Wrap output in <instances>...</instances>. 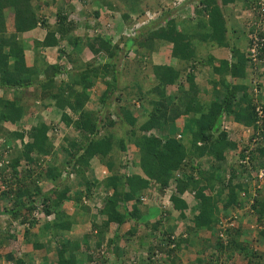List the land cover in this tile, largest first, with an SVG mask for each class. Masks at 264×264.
I'll use <instances>...</instances> for the list:
<instances>
[{"label": "trees", "instance_id": "16d2710c", "mask_svg": "<svg viewBox=\"0 0 264 264\" xmlns=\"http://www.w3.org/2000/svg\"><path fill=\"white\" fill-rule=\"evenodd\" d=\"M77 1L81 5L79 10H75L69 0H59L63 8L57 9L49 23L39 11L54 0H0V137L9 142L19 141L18 146H9L11 150L6 155V163L3 170L0 169L1 183L7 185L6 181L15 178L16 187L19 185L13 191L8 188L0 192V198H10L8 193H13L11 206L0 211L6 216L0 220V241H14L13 233H9L12 221H26L29 227L36 224V220L28 218L23 210L31 212L35 201H38L43 213L53 218L41 223L43 226L35 236L24 235L36 256L45 257V244L54 243L57 245L55 264H82L90 260L91 253L85 256L86 261H82L78 258L79 249L92 252L103 245L113 251L115 261L124 258L154 264L159 260L155 257L157 253L162 254L163 259L178 247L182 239L172 237L171 225L167 229L162 228L159 215L152 221L146 220L157 212H147L145 201L140 199L151 183H155L160 192L172 187L169 200L174 208L180 210L185 208V202L174 193H193L198 202V212L193 217V229L190 227L189 233L194 234L198 228L211 229L218 221L217 203L223 189L227 190L221 204L223 210L239 204L240 184H231L237 174L240 177L242 172L264 168V117L260 126L256 124L258 117L253 105L256 99L245 92V85L232 82L234 78L243 77L246 58L235 46L229 47L233 61L215 59L208 54L193 55V43L203 44L204 48L209 45L228 46L224 36L225 10L220 4L240 1L248 8L257 0H194L193 3V0H185V3H192L193 13L189 16L195 17L194 21L189 18L179 20L180 16L176 15L178 5L164 6L165 1L160 0L154 1L155 7L147 3L148 0ZM147 9L158 13L155 19L139 26L133 36L121 34L125 25L134 24L135 17L143 16ZM105 10L110 14L117 13L123 23L113 33L100 35L95 32L84 39L76 34L79 22L80 28L87 31L99 27L97 18H101ZM73 12L75 16L81 14L85 21L76 20L71 16ZM8 16L11 17V30L6 29ZM87 19H93L94 23L88 24ZM37 26L45 31L41 40H32L34 58L27 66L21 34ZM114 33L117 39L112 42ZM161 41L171 43L169 56L174 63L151 62L150 54ZM61 43L64 44L62 47ZM64 46L69 47L68 51ZM47 47H57L54 63H47L38 53L39 48ZM84 49L92 55L90 59H85ZM263 53L264 48L260 49V54ZM37 57H40L39 61ZM197 64L208 65L217 74L231 76L229 82L223 77L215 82L221 85V95L215 94L208 100L197 96L193 74L186 70ZM182 75L186 88L181 85ZM97 80L101 92L95 99L100 108L89 109L85 103ZM172 85L177 89L169 96L166 88ZM30 87L32 101H23L22 95L18 96L16 91L22 93ZM135 102L139 110H136ZM50 103L56 108L59 119L65 125H71L79 136V139L65 138L66 145L61 152L68 157L64 161L55 158L48 136L49 123L39 119L27 130L12 131L2 126L4 122H19L30 105L34 109ZM261 108L264 112V103ZM177 119L182 126L178 137L173 125ZM226 121L243 125L238 130L230 129L232 133H241L243 127H249L252 130L250 138L258 128V141L253 146L236 144L234 138L228 137L221 128ZM226 152H231L237 159L247 156V161L240 165L236 162L233 164L235 167L226 166L229 176L223 183ZM121 155L131 159V166L139 169L141 174L134 171L123 173L124 165L116 166L117 157ZM202 157L211 159L209 170L200 169L199 159ZM100 165L105 166L109 174L87 182L85 172ZM65 166L69 167L67 175L73 172L76 179L84 184L83 190L72 197L67 195L68 183L61 178L60 171ZM46 183L51 187L45 188ZM95 187L101 196V204L91 215L90 206L85 204L82 196L89 199L90 189ZM67 199L76 204L70 213L60 210L62 202ZM249 208L255 214L256 222L262 224L256 241L264 242V174L261 189L256 190ZM83 223H88L83 239H80L81 234L80 237L69 235L74 224ZM125 223L129 228L119 235V226ZM112 225L115 230L110 236H105ZM232 229V233L231 228L227 230L230 234L227 247L218 240L214 243L217 252L225 257L231 253L239 254L247 264H263V254L240 240L241 227L237 225L234 229L232 226ZM4 231H7V236L1 233ZM171 243H174L173 248H170ZM26 256L28 254L23 253L14 259V252L8 251L2 257L13 260L15 264H28ZM211 258L214 259L212 252ZM200 262L202 259L196 257L194 264Z\"/></svg>", "mask_w": 264, "mask_h": 264}, {"label": "rangeland", "instance_id": "374dc122", "mask_svg": "<svg viewBox=\"0 0 264 264\" xmlns=\"http://www.w3.org/2000/svg\"><path fill=\"white\" fill-rule=\"evenodd\" d=\"M54 1L55 2H50V4H48V6L47 5L46 6H42L40 11H39L41 15L49 16L50 20L54 19L55 13H56L58 8H63V5L61 4V2H59V0H54ZM154 1L155 0H148L147 3H150L153 7H155L156 3ZM160 1L161 2L165 1L164 6H170V4H173L172 2L170 3V1H167V0H160ZM166 1H167V3H166ZM69 3H70V1H69ZM76 6H77V10H79L81 8L80 7L81 5L79 3H77ZM181 7L183 8L184 4L181 5ZM91 8L95 9L94 6H92ZM45 10H46V12H45ZM74 12H73V14L71 16H75ZM152 12H155V11H151L150 9H147L145 11V13L143 14V16L138 17V18L135 17L134 22L136 23V22H139V21H144V23H142V24H145L149 20H152L150 17L148 18V16H146V14L147 13L151 14ZM101 14H103V16H101V18H99L100 19V21H98L99 27H97L94 30H92V29L90 30L89 29L88 31L86 29L84 30L83 28H78L76 30V34L78 36H80L81 38H83V39L86 36L87 37H91L92 34H94L95 32L96 33H100V35L101 34H109L111 32L113 33L116 28L120 27L123 24V23H121L119 15L117 13L110 14L108 11L105 10L104 12L102 11ZM155 18H156V16L153 17V19H155ZM10 19H11V17L8 16L7 20H6V23H8L9 26L11 25ZM75 19L79 20V21L81 20V22H83V20L85 21L84 17H82L81 14H79L78 16L76 15ZM88 20L89 19H87V23L88 24L91 25L92 23H94V21H92L90 23V20L89 21ZM125 26L129 27L128 25H125ZM241 28H242V26L240 27V29ZM114 34H115V36L111 37V38H113L112 42H115L116 39H117L116 33H114ZM82 42L84 43L83 40H82ZM196 46H198V45H196ZM65 49L68 51L69 47H66ZM194 50H195V52L193 51V55L197 56V55L200 54L201 48L194 47ZM85 51H86V49L83 50V53ZM128 54L130 56H132V53L128 52ZM85 56H86V58H85L86 60L91 58V54H89V53H87V55H85ZM132 58L133 57H131L130 60ZM63 59H64V57H63ZM100 89H101V85L99 87L95 86V92H94L95 94H94V96L92 97L91 100L88 99V101L85 103V106L87 108H89V109H94L96 107L100 108V103H97V101L95 99V97L100 94L99 93ZM133 103H134V101H133ZM136 104H138V103L135 102V108H136V110L137 109L139 110V108L136 106ZM47 119L50 122H53L55 117H51V118L47 117ZM228 125L229 124L225 125V126H227L226 129L223 128V130L226 132L227 136L229 137L230 135H232V137L235 139V141H236V143L238 145L239 144H244L246 139L243 137L242 133L238 132V134H236V133L230 132V128L231 127H229ZM61 129H62V131H61ZM64 131H66V132H64ZM61 132H62V134H65L66 137H58V139H55V136L60 134ZM53 135H54V140H53V138H52V140H51L50 137L49 138H50V141H51V143H52V145L54 147H56V146H58V144H60L59 147H57L58 151H61L62 148L60 149V147L66 145L65 138L68 139L70 137L69 139H72V138L79 139L78 133H76L72 129L69 131L68 129L57 128L56 131L53 132ZM234 135H236V136H234ZM17 142H18L17 144H19V141H17ZM62 142H64V143L62 144ZM130 148L132 149V147H130ZM231 152H227V155L229 156V159H228L227 162H229L230 164L232 163V165H233V164H236L237 158H235L236 157L235 155L234 156L231 155ZM60 156H61L60 158H62V160L64 161L65 157H63V155H61V154H60ZM117 158H118L117 159L118 161L116 163V166H118L120 164H123L124 165L123 173L130 174L131 172H133L134 167L131 166L132 165L131 161H130L131 159H129L126 156H123V155L118 156ZM227 162L225 161V169H226V171L224 172V175H223V183L227 182V179H228V176H229V170L226 167V166L229 165V164H227ZM210 163H211V161H206V162L204 161V162L201 163V166L203 168L208 166V168H209ZM233 166L235 167L236 165H233ZM68 169H69V167L65 166L60 171V173H61V178L62 179L65 178V180H66V182L68 183V186H69V191L67 192V195L72 197V196H75V194L78 191H82L83 190L84 184H83V181H79V179H76V176H75V174L73 172H70V174L67 175ZM102 169L103 168H100L99 171L102 170ZM105 171H106V174L108 175L109 171H108L107 168H106ZM100 175H102L101 171L96 173V174L89 175V176H87L88 178L85 177V179L87 180V182H90V181H93V180H95L97 178H102ZM241 176L239 177V174H237V176H235L234 179L231 181V184H232V182L234 184L235 183H239L240 184V188H241L240 195L243 197V199H242L243 201L241 200L242 202H240V203H243V205L241 204L242 207H240L239 206L240 203H239L238 205L230 206V207L226 208L225 210H223L220 206L223 203V201H224L223 199L224 198H221V200L217 203V205L219 206V208H218L219 209L218 210L219 211V221H221V222L224 221L227 224H229L231 222L232 226H234V229H235V227L237 225L240 224L239 226L242 227L241 229L243 231L247 230L248 232H244L245 239H243V240L247 243L249 248L256 249L258 252L262 253L263 254L262 260H263L264 259V242H257L256 241V237L258 236L257 232L260 229L261 225H259L256 222H254V218L252 217V215H254V214H252V211L249 210L250 204H251L254 196L256 195V190L261 189L259 187L260 186V181L258 180L256 175L252 171H250V173H248V172L247 173H243L242 172ZM14 181H15V178L10 179L7 182L9 185H5V186L0 181V187L4 186V189L2 191L7 190L8 188H11L12 191L15 190V188H17L19 185H17V187H16ZM153 186H156V185H153ZM147 189L144 190V193L148 192ZM168 189L172 190L173 188L169 187ZM97 190H98V188H96V187L90 189L91 196H90L89 199L85 198V195L82 196V199L85 201V204H89V206H90V214L91 215L95 214V211L97 210L96 206H100V204H101V196H99ZM12 191L8 193V197H13ZM226 192H227V190L223 189V191L221 193L222 197H224V195H226ZM211 194H214V191ZM186 199L189 201L188 198H186ZM145 201H146V198H145ZM150 201H154V202L157 201V203L159 205H161V202L164 201V198H162V195L160 193L153 192V195L149 199V202ZM11 203H12V198H0V211H2L4 208H9L11 206ZM35 203H36V205L34 204L35 205V207H34L35 209L34 210H36V212H38V209H39L40 205L38 204V201L37 202L35 201ZM194 203H196V202L193 199H191L190 206H191V204L193 205ZM75 205L76 204H75V202L73 200L67 199V200H64L62 202L60 210L65 212V213L66 212L70 213ZM23 212H24V214H26L27 217H29L30 212L28 213L26 210H23ZM2 214H4V213L0 214V220L4 219ZM240 215H243L241 220H236V217L238 219V217ZM165 217H166V214H162V213L159 214V218L161 220L160 222L162 223V228L167 229V227L171 225L172 226L171 233H172L173 236H176V235L179 236L178 233H182L183 234V232H185L184 236L188 238V241H185V239L182 238L184 236H182L181 239H184V241H182L178 245V247L176 249H174L173 256H172L173 257V261L170 262V263L167 262V263H164V264H190V262H192L194 264L196 257H199V258L202 259V262H200V264H247L246 260L242 256H240L239 254L231 253L230 256L225 257L223 254H221V252L220 253L217 252V249L214 246V243L216 242V240L222 242L225 245V247H227V241L230 238V234H229V232H227V230H229L228 227H226V229H225L226 233L223 234V236H221V237L219 236V232L221 231V228L218 227L217 224H215L210 229L211 230L210 232H198L197 234H195V236L192 235L191 238H190L191 234H188V233L186 234V231L184 229L185 226H188L186 224L187 220H184L181 217H176L174 220H177V221L181 222V223H178V225H177L176 223H174V220L170 221V220L166 219ZM232 217H233V219L231 220ZM35 218L37 220L36 224L33 227L27 229L28 230L27 236L30 234L28 237L35 236L36 233L43 226V225H41V223H43V224L45 223V219L39 221V216H36ZM80 218L83 219V215L82 214H81ZM179 219H181V221ZM243 219H246V221L244 223H241ZM238 222H239V224H237ZM83 224H78V225L74 224L72 226L71 230H70L69 235H71L72 237H80V234H81L82 236L80 237V239H83V232L87 229L86 226H88V225L85 226L86 223H83ZM123 228L124 229L120 228L118 230V232H119L118 234L119 235L122 234V232L125 230L126 226L124 225ZM114 230H115L114 225H112L111 227H109V231L106 232L105 236H109L108 232H111V231H114ZM139 231H141V228H140ZM232 231L233 230L231 229V233H232ZM243 231H242V233H243ZM241 234H240V236H241ZM25 240H21L22 242H19L18 244L11 242V244H12L11 245L12 252H14L16 258H18L19 254L20 255H22L23 253L28 254V257L26 256L28 258L27 259V263L28 264H33V262H30V261H32V258H34V256L32 257V255L35 254V253H33L30 250V248H29V243L30 242H26ZM205 240H207V242H205ZM240 240H242L241 237H240ZM150 241H151V244H153L152 243L153 242L152 239H150ZM45 246H47V251L46 252H49V251L54 252L52 254L53 255L52 256V260H53V262H55L56 261L55 255H56L57 245L56 244L53 245V244H50V243L47 242V244H45ZM50 247H52V248H50ZM2 248H3L2 251L3 250L5 252L8 251L6 249V247L2 246ZM211 252L213 253V257H214V259L211 258L212 260H210V253ZM87 254L88 253L85 252V251H82V249L78 250V258L81 259L82 261H84V257ZM50 259L51 258L48 257V256L44 257L42 263L51 264V260ZM140 264H143V262L140 261ZM263 264H264V261H263Z\"/></svg>", "mask_w": 264, "mask_h": 264}, {"label": "crops", "instance_id": "0c3cea01", "mask_svg": "<svg viewBox=\"0 0 264 264\" xmlns=\"http://www.w3.org/2000/svg\"><path fill=\"white\" fill-rule=\"evenodd\" d=\"M69 1H70V4L73 5L74 9L77 10V6L76 5L79 2L77 0H69ZM167 1H170V3L172 2V0H167ZM193 2H194V0L192 1V3ZM192 3L183 2L182 4L178 5V7H177L178 10H176V12H177L176 15L180 16L179 20L185 19V18H189L192 21L195 20V17L194 18H190L191 16H189V15H191L193 13V8L191 6ZM183 4H184V7L182 8L181 5H183ZM219 6L224 7V10H225V13H224V17H225V20H224L225 21V23H224L225 32L224 33H225V35L224 36H225V40L228 42V46L209 45L208 47L206 46V48H204L203 44L193 43V45L195 47L201 48L200 54H199L200 56H205V54H208L209 56H212L215 59L219 58V59H224V60H228V61H233L234 58H233V55L231 54V51H230L229 47L230 46L237 47L239 54H242L244 56V52H245L246 46L248 44L247 39H246L247 38L246 37V32L245 33L243 32L244 24H245V18H244L245 7L243 6L242 2H240V1H235L234 3H231V2L230 3H225V4H222V5L220 4ZM45 12H46V10H45ZM42 17L45 18V20L47 22H49V23H51L53 21V20H50L49 16H43L42 15ZM92 20L93 19H90V23L92 22ZM179 20H178V22H180ZM97 21H100V19L97 18ZM10 22H11V19H10ZM5 24H6V29L7 30H11V25L9 26V24L6 23V22H5ZM178 25H179V23H178ZM178 25H177V29H179ZM180 26H181V23H180ZM241 26H242V28L240 29ZM77 28H80V22H79ZM44 31L45 30L43 28L37 26V27H35V28H33V29H31L29 31H26V32L21 34V36H22V38L24 40V45H25L24 58H25V62H26L27 66L31 65V63L33 62V58H34V53H33L34 49L32 48V40L33 39L41 40L43 35H44ZM63 45H64L63 43L60 44L61 47ZM196 45H198V46H196ZM170 48H171V43H168V42H165V41H161V43L157 46V48L154 51H152V53L150 54L151 62L154 63V64H165V63H169V62L174 63V60H170V56H169ZM64 49H65V46H64ZM56 50H57V47H47V48H44L43 50H41L39 48L38 53L40 52L39 55L41 57H43L44 60L47 63H54L56 61V57H57V51ZM84 53H85V55H87V53L90 54V52H88V50H86ZM62 57H63V55L61 56V59H62ZM91 57H92V55H91ZM39 58L40 57H37V61L40 60ZM85 58H86V56H85ZM186 70L192 72L193 79H194V82H195V84L197 86V90H198V95L197 96L200 97L202 100L211 99V98H213L215 96V94L219 96V94L222 93L221 85L219 83H215L216 81L219 80V78L223 77L227 81H228L229 78H231L230 75H226L224 73L222 75L221 74H217V73H215V72H213L211 70V67H209L208 65H203V64H197L194 67L190 66V68L187 67ZM263 73L264 72H260L259 73V71L258 72L256 71V73H254L256 79L258 80V87H259V92L256 94L257 97L256 96L253 97V95H252V93L250 91L251 90L250 89V84H249L250 73H249V70H248L247 63L243 67V74H244L243 77L234 78L232 80V82L233 83H241V84L245 85L246 86V91L245 92L252 99L255 98L257 102H260L261 104H263L264 103V74ZM183 79L184 78H183V75H182L180 77L181 85H182L183 88H186V83H185V81H183ZM95 86H98V87L100 86L98 80L95 81L94 85L90 89L89 100H91L92 97L95 94L94 93L95 92ZM176 89L177 88H176L175 85L167 86L166 94L169 95V96H172L176 92ZM16 92H19L18 96L22 95L21 98H22L23 101H27V102H31L32 101V97L33 96H31V94L33 93V91H32L31 87L28 88V89H25L22 93L20 92V90H18ZM100 92H101V89H100ZM0 93H1V90H0ZM8 95H9V93H8ZM11 95H12V92L10 93L9 98L11 97ZM34 102L38 103V100H34ZM28 104H30V103H28ZM30 107H31V105L29 106V108L26 107V111L28 110L27 114L26 113L23 114L22 117L19 119V122H17V123L16 122L15 123L14 122L13 123L4 122L2 124V126L5 127L6 129H8L9 131L10 130L12 131V130H15V129L27 130L30 126L34 125L39 119H41L45 123H49L50 126H51V128L48 131V136L51 138V140H52V138L54 140L53 132H55L57 128L68 129L69 131L71 129L73 130L71 125H65L59 119V114H58V112L55 111L56 108H54L51 103L46 105L45 107L39 106V107H35L34 109H31ZM47 117H50V118L51 117H55V119L53 120V122H50L47 119ZM227 124H229L228 126L231 127L230 129H233V130L234 129H238L241 126H243V125H241V124H239L237 122H232V121L224 122V125H227ZM173 125L177 129V131L175 132V136L177 134H181L182 133L181 132L182 131V126H181V124H180L178 119L174 122ZM61 131H62V129H61ZM64 132H66V131H64ZM58 137H66V135L62 134V132H61L60 134L55 136V139H58ZM231 138H233L232 135H231ZM233 140L235 141V139H233ZM17 141L18 140H14V141H10L9 142V140H6V138L0 137V153H1V157H2L3 153H5L6 155H7V153H9V151L11 150V147H9V146H14L15 144L18 146L19 144H17L18 143ZM63 143L64 142H62V144ZM65 143H66V139H65ZM59 145L60 144H58V146H56V147L53 146V151L55 152V158L59 159V160H62V158H60L61 157L60 154L63 155V157H65V158H67L68 156L65 153L61 152L62 151L61 148H63V146L60 147L61 151H58L57 147H59ZM228 159H229V156L227 155V152H226L225 153V161L227 162ZM204 161L205 162L206 161H211V159L208 158V157H202L201 159H199L200 169H205V170L208 169L209 170L210 168H208V166L204 167V168L201 166V163L204 162ZM227 164L232 165V163L230 164L229 162H227ZM100 168H103L102 170H104L105 166L100 165V166H97V167L96 166L93 167L92 170L85 172V177L88 178L87 176L93 175V174H96V173L100 172L101 171V170L99 171ZM136 169L137 168H134L133 171L136 172L137 174H139V173L141 174L139 169H137V170ZM100 176L102 178L105 177V175L104 176L100 175ZM147 191H148L147 193H144V191H143V195L146 197V201L144 202V205H145V207L148 208L147 212H152L153 210L157 211V212H155L153 217H148L146 219L147 221H152L153 219L158 218V215L160 213L166 214V211L163 209L164 205L163 206L159 205L157 203V201H155V202L154 201H150L149 202V199L153 195V192L160 193L162 195V198H164V201L161 202V204H164L165 200L168 199V196H169L171 190L167 188V189H164L162 192H160V191L158 192L157 187H154L153 185H150V187L147 189ZM240 192H241V188H240V190L238 192L237 200L242 202L243 201L242 200L243 197L240 195ZM224 197H225V195H224ZM224 197H222V195H221V198H224ZM186 198H188L189 201L191 202V198L187 194H183L182 199L185 201L187 208H189L190 207V202ZM241 204L243 205V203H241ZM241 204H239L240 207H242ZM195 205H193V207H191L192 210L190 208L189 211H185L184 216L181 217V218L184 219V220H187L190 217V215H192V211H193V208H194ZM218 208H219V206H218ZM195 210H196V206H195ZM249 210H250V208H249ZM167 215H168L169 218H171V219H168V220H170V221L172 220L173 221V219H175V213L173 211L172 212H167ZM177 217H179V216H177ZM242 217H243V215H240L238 217V219L236 217V220H241ZM252 217L254 218V222H256L255 214L252 215ZM218 218H219V214H218ZM179 220L181 221V219H179ZM245 221H246V219H243L241 223H244ZM174 223H176L178 225V223H181V222H179L177 220H174ZM237 224H239V222ZM76 225H78V224H76ZM86 225H88V223H86L85 226ZM124 225L126 226L124 231H126L129 228L128 223L123 224L121 227L119 226V229L120 228L124 229L123 228ZM189 227L190 226L187 227L186 233L189 232ZM86 228H88V226H86ZM210 231L211 230L199 229L196 233L191 234L190 238H191L192 235L195 236V234H197L198 232H210ZM111 232H108L109 236H110ZM244 232H248V231L247 230L243 231V233L240 236L242 240L245 239ZM117 233H119V232H117ZM188 234H190V233H188ZM50 244H53V243H50ZM11 245H12L11 243H8L7 245H5L6 249L7 250H12ZM50 248H52V247H50ZM46 251L47 250H44L45 257L48 256V257L52 258V256H53L52 254L54 252H51V251L46 252ZM43 258H40V257L34 255V258H33L32 261L34 262V264H37L39 262H42ZM118 260H120V259H118ZM118 260H116V261H118ZM113 261L116 262L114 259H113ZM82 264H84V263H82Z\"/></svg>", "mask_w": 264, "mask_h": 264}, {"label": "built area", "instance_id": "2783aa9c", "mask_svg": "<svg viewBox=\"0 0 264 264\" xmlns=\"http://www.w3.org/2000/svg\"><path fill=\"white\" fill-rule=\"evenodd\" d=\"M185 0H173L172 3L174 5H180L183 3ZM245 16H246V26H245V31H246V37L248 39V44L244 53V57L247 60V66L248 70L250 73V79H249V84H250V91L253 95V97L256 96V94L259 92V87H258V80L256 79L254 73L256 71L259 73L264 72V53L260 54V49L264 48V0H257L255 3L249 4V7L245 9L244 11ZM157 12H152L151 14H146L148 18L150 17L153 19V17L157 16ZM151 15V16H150ZM144 21H139L134 24H132L129 27H124L121 34H124L126 36H133L135 30L139 28V26L142 25ZM264 74V73H263ZM254 110L256 112V115L258 117L256 124L259 126L262 123V118L264 117V112L261 108V104H254ZM227 126L222 125L221 128L226 129ZM257 132H255V135L250 138L252 134V130L249 127H243L241 129V133L243 137L246 139L245 144L253 146L255 142L258 141L259 135L258 132L260 131L258 128L256 129ZM245 132V133H244ZM244 133V134H243ZM179 135L177 134L176 137ZM250 147L246 149L245 153L248 152ZM237 158V157H236ZM247 161V156H245L243 159H237V163L240 164H246ZM254 172L258 180L262 181V176L264 174V168H258L255 170H251ZM104 172V171H103ZM33 216H43V211L39 207L38 212L34 210L32 212ZM45 217V216H44ZM264 220V219H263ZM227 226H232V223L230 222L227 224L226 222H220V228L221 231L219 232V236H223L225 232V228ZM173 246V243L170 244V247ZM99 253L101 255L105 254L103 250L100 249ZM162 254L157 253L155 257H158L159 260L155 262V264H164L162 257L160 256ZM137 259H130L129 262H119L117 264H136ZM2 264H12L11 262H3ZM93 264H99L98 262L94 261Z\"/></svg>", "mask_w": 264, "mask_h": 264}, {"label": "clouds", "instance_id": "9594fccd", "mask_svg": "<svg viewBox=\"0 0 264 264\" xmlns=\"http://www.w3.org/2000/svg\"><path fill=\"white\" fill-rule=\"evenodd\" d=\"M185 2V1H184ZM182 4V3H181ZM246 9V8H245ZM244 18H245V24H244V30H243V32L245 33L246 31H245V26H246V21H247V19H246V16H245V14H244ZM147 23V22H146ZM248 42V41H247ZM247 47V46H246ZM246 50V49H245ZM245 53V52H244ZM257 102V101H256ZM255 101H253V103H256ZM258 103H260V102H258ZM261 104V103H260ZM254 105V104H253ZM68 111V110H67ZM5 163H6V154L5 153H3L2 154V160H0V169H3V167L2 166H4L5 165ZM22 166H24V165H22ZM21 166V167H22ZM8 167H6V169H7ZM5 169V170H6ZM17 170H19V169H17ZM106 167H105V169H104V172H103V170H101V172H102V175L104 176H106L107 174H106ZM6 182H8V181H6ZM4 186L6 185L4 182L2 183ZM7 185H9L8 183H7ZM151 185H156L155 183H151ZM4 186H1L0 187V192L4 189ZM261 186H262V181H261V183H260V188H261ZM51 187V185L49 184V183H46L45 184V188H50ZM154 187H157V186H154ZM14 189V188H13ZM167 189V188H166ZM172 191V190H171ZM159 192V191H158ZM171 193V192H170ZM183 194H187L191 199H193L196 203H194L193 205H195V206H197V204H198V202H197V199L194 197V195H193V193L192 192H187V191H184L183 193H181V194H177V193H174V196L176 195V196H178L179 198H181L182 199V196H183ZM10 198H13V197H10ZM145 196L144 195H141L140 196V199L141 200H144L145 201ZM169 196H168V199H166L165 200V203L164 204H161L162 206L164 205V210L166 211V219H171V218H169L168 217V215H167V212H174L175 213V218L177 217V216H179V217H181L182 215H184V213H185V211H189L190 210V208L191 207H193V205H191L189 208H187V206H185V208L184 209H182V210H180V209H177V208H174L173 206H172V203H171V201L169 200ZM183 200V199H182ZM239 201V200H238ZM85 202V201H84ZM185 202V201H184ZM239 203H240V201H239ZM252 203V202H251ZM39 205H40V203H38ZM35 205H36V203H35ZM185 205H186V203H185ZM195 206H194V208H193V211H192V215H190V217L187 219V225L188 226H190V227H192L193 226V223H192V220H193V217L197 214V212H198V210H197V208H196V210H195ZM41 209H42V206L40 205L39 206ZM35 209V208H34ZM34 209L30 212V214H29V217L28 218H30V217H32V218H34L35 220H36V216H33L32 215V212L34 211ZM191 210H192V208H191ZM43 211V210H42ZM181 213H183L182 215H181ZM161 214V213H160ZM179 214V215H178ZM4 217H6L5 216V214H2ZM45 216V217H44ZM53 217L51 216V215H45L44 213H43V216H40L39 217V221H41V220H43V219H45V223H46V221L48 222V221H51V219H52ZM233 219V217L231 218V220ZM174 220V219H173ZM36 222H37V220H36ZM220 222L221 221H219V218H218V221L215 223V224H217V226L219 227L220 226ZM264 222V221H263ZM26 224V225H25ZM214 224V225H215ZM259 224V223H258ZM259 225H261V227L260 228H262V224H259ZM188 226H185L186 228H185V231L187 230V227ZM189 227V228H190ZM228 228H231L232 229V226H227ZM29 228H31V227H29V225H28V223L25 221V222H20V220H15V221H12L11 222V224H10V230H9V233H13V235H14V241H13V243H16V244H18L19 242H22L21 240H25V237H24V235H26L27 236V233H28V230L27 229H29ZM192 229H193V227H192ZM199 229H204V228H198L197 229V231L199 230ZM226 229V228H225ZM206 230H208V229H206ZM210 230V229H209ZM233 230V229H232ZM27 231V232H26ZM196 231V232H197ZM3 235H5V236H7L8 234H7V231H4V232H1ZM185 232H183V234L182 233H178L179 234V236H173L172 235V233H171V235H172V237H174V239H179V238H181L182 236H184L185 234H184ZM189 233V232H188ZM226 233V231L224 232V234ZM187 234V233H186ZM29 236V235H28ZM182 238H184L186 241H188V238L187 237H182ZM184 239H182V241H184ZM8 243H11V241H7V240H3V241H0V264H2L3 262H11L12 264H15L14 263V261L13 260H10V259H4L2 256H3V254H4V250L2 251V246L3 247H6L5 245H7ZM181 243V242H180ZM179 243V244H180ZM54 244V243H53ZM103 246V245H102ZM97 247V248H94L93 249V251L91 252V251H89V252H87L88 254L89 253H91V257H90V260L89 261H86V260H84V261H86V262H83L84 264H93L94 263V261H96V262H98L99 264H117V263H119V262H129L128 260H126V259H124V258H122V259H120L119 261H116V262H114L113 261V251L110 249V248H106L105 246L104 247ZM174 247V243H173V246L172 247H170V248H173ZM100 249L101 250H103V252H105V254H103V255H101L100 253H99V251H100ZM176 249V248H175ZM31 250V249H30ZM2 251V252H1ZM8 251H11L12 252V250H8ZM7 251V252H8ZM173 252H174V249L169 253V255H167L166 257H164L163 258V261H164V263H167V262H165V261H167L166 259L168 258V259H173ZM14 256H15V254H14ZM19 256H21L20 254H19ZM18 256V257H19ZM86 256V255H85ZM55 258H56V255H55ZM14 259H17L16 257H14ZM84 259H85V257H84ZM51 260V264H55V262H53V260H52V258L50 259ZM137 261V260H136ZM168 263H170V262H168ZM34 264V263H33ZM37 264H43L42 262H39V263H37ZM136 264H140L138 261L136 262ZM155 264V263H154Z\"/></svg>", "mask_w": 264, "mask_h": 264}]
</instances>
